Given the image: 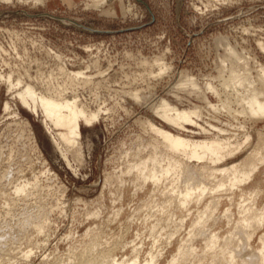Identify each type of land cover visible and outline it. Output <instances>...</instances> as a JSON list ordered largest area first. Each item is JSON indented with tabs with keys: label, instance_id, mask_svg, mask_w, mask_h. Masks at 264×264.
Wrapping results in <instances>:
<instances>
[{
	"label": "bare ground",
	"instance_id": "6f19581e",
	"mask_svg": "<svg viewBox=\"0 0 264 264\" xmlns=\"http://www.w3.org/2000/svg\"><path fill=\"white\" fill-rule=\"evenodd\" d=\"M92 1L99 6L105 0ZM254 42L257 51L226 37L216 38L223 52L214 62L216 75L203 76L199 83L198 78L181 71L171 91L175 102L161 97L148 105L152 118L136 119L148 139L136 136L133 146L121 150L120 160L116 158L119 163L105 172L103 179L111 203L109 222H121L119 218L126 207L125 219L127 225L134 227V240L129 244L107 242L103 246L99 241L102 227L97 223L88 227L76 246H70L66 260L53 264H264V63L260 60L264 59V40L257 38ZM12 46L21 61L25 53L17 52L16 44ZM6 53L0 44V88L9 97L2 104V112L20 127L34 152L39 150L38 145L28 122L20 117L18 106L40 117L51 143L69 164L70 151L79 146L81 125L90 126L107 112L99 105L91 109L80 101L77 87L91 84L92 77L82 69L71 71L62 64L63 67H56L57 72L50 68L44 72L40 63L34 64L37 69L33 75L29 67L11 65ZM162 56L137 59L144 69L140 78L167 75L169 65ZM138 75L133 79H138ZM150 90L149 87L147 91ZM178 92L196 95L202 104L183 106ZM124 94L138 104H146L149 99L133 88ZM221 116L231 121L222 120ZM155 118L163 125L155 123ZM259 123L262 128H258ZM10 155L11 152L5 155L7 160ZM37 160L45 166L40 155ZM11 172L7 166L0 175L8 185L16 184L11 188L15 198L7 199V205H11L8 211L17 202L26 207L28 197H37L43 190L35 176L33 180L21 178L12 184ZM3 188L0 194L8 196ZM39 200L32 206L34 211L26 210L16 226L0 225V260L7 256L6 264L31 257L32 247L20 248L22 240H31L26 229L37 236L49 231L47 212L52 208ZM99 213L98 209L86 212L94 220L100 217ZM222 225L225 229L220 233ZM205 230L208 235L197 241ZM251 240H255L252 245ZM145 245L148 248L144 250ZM121 250L126 252L119 255ZM13 251L20 256L15 257L17 253L13 255Z\"/></svg>",
	"mask_w": 264,
	"mask_h": 264
},
{
	"label": "rangeland",
	"instance_id": "374dc122",
	"mask_svg": "<svg viewBox=\"0 0 264 264\" xmlns=\"http://www.w3.org/2000/svg\"><path fill=\"white\" fill-rule=\"evenodd\" d=\"M223 1L105 0L97 6L92 0H0V44L8 52L6 60L9 59L13 66L17 64V68L20 65V68L22 65L29 67L33 75L37 69L36 63H40L38 66L42 64L40 69H44V72L50 69L57 72L61 64L71 71L82 69L92 77V82L77 87L80 101L91 109H97L99 105L104 112L107 110L92 125H81L79 148L70 151L68 164L51 143L42 119L18 106L20 117L28 122L38 145L39 150L34 152L20 127L2 112V104L9 97L5 89L0 88V148L3 150L0 175L10 166L12 184L19 183L23 178L33 180L35 176L43 189L39 197H28L26 207L23 202H17L8 211L11 205H7V199L15 198L11 188L16 184L8 185L6 178H0V188L4 187L8 195L0 194V225L2 228L16 226L26 210L34 211L32 206L39 199L45 207L52 208L47 212L49 231L45 230L37 236L26 229L27 238L29 236L31 240H22L20 248L32 247V254L25 260L18 259L16 264H53L54 261L66 260L70 255V246H76L88 227L93 228L97 223L102 227V234L99 235L102 245L119 241L129 244L134 240V227L127 225L125 219L128 212L126 207L119 218L121 222H109L111 203L103 179L105 172H110L119 163L122 151L133 146L135 138L148 139V135L135 122L136 119L152 118L149 106L161 97L175 102L171 91L181 71L198 78L199 83L207 75H216L214 62L218 54L223 55L216 38H229L231 42L237 41L253 51H257L254 39L264 40V0ZM13 44H16L17 52L25 53L21 61L15 55ZM158 56H162L169 65L170 72L159 79L153 76L140 78L144 69H141L143 66L139 60ZM260 60L264 63L262 57ZM134 75L139 76L138 79L134 78L136 82H133ZM148 82L151 85H145ZM149 87L151 92L147 91ZM132 88L149 98L146 104L134 103L124 94V91ZM177 95L183 106L202 104L196 95L184 92ZM210 101L215 103L213 98ZM221 117L222 120H230L226 116ZM154 121L163 125L159 119L155 118ZM257 126L262 128L263 124ZM10 152L11 161L5 156ZM39 155L45 160V166L37 160ZM46 170L49 172L40 174ZM54 203L58 204L57 208ZM95 209L100 211V217L95 220L90 216L88 218L86 212ZM223 228L224 225L220 226L218 231L224 232ZM206 235L208 231L205 230L203 236L196 240H202ZM250 243L254 244L255 240ZM146 248L147 245L143 247L144 250ZM122 251L126 252L121 250L119 255L125 253ZM14 253L15 257L20 256L17 251ZM5 257L1 258V264H6L8 257Z\"/></svg>",
	"mask_w": 264,
	"mask_h": 264
}]
</instances>
